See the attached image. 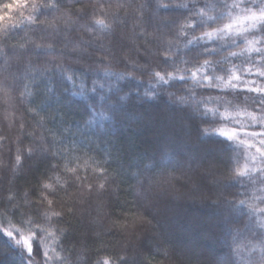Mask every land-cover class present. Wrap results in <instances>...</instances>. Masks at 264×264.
Segmentation results:
<instances>
[{"label":"trees","instance_id":"16d2710c","mask_svg":"<svg viewBox=\"0 0 264 264\" xmlns=\"http://www.w3.org/2000/svg\"><path fill=\"white\" fill-rule=\"evenodd\" d=\"M236 1L0 0V264H264Z\"/></svg>","mask_w":264,"mask_h":264},{"label":"rangeland","instance_id":"374dc122","mask_svg":"<svg viewBox=\"0 0 264 264\" xmlns=\"http://www.w3.org/2000/svg\"><path fill=\"white\" fill-rule=\"evenodd\" d=\"M233 5L234 6L229 12V22L227 23V25H231V27H224L223 34L232 36H244L245 38H247V36L252 33L259 24L264 22V20L248 18L252 13H256L257 15H259L260 12L264 11V0H237ZM247 43L250 44L247 50H257L260 48V42L254 41L253 38H247ZM252 76L256 78L254 79L252 78ZM263 77L264 70L258 68H246L243 74H238L237 72L233 73L227 81H224L222 83L220 89L245 90L264 95V84L258 80L259 78ZM218 134L225 138L237 139L241 141L244 147L247 149H250L252 147L253 151L248 152L247 158L253 165V172H255V170L257 171L261 169L262 166H264V153L260 150V147L256 146V144H264V139H261L264 138V132L250 133L238 132L232 129H222L218 131ZM19 242V244L24 249L27 250L29 248V240L27 237H20ZM210 244L214 246L213 242H210ZM213 264L218 263L213 262Z\"/></svg>","mask_w":264,"mask_h":264},{"label":"snow or ice","instance_id":"6c2138e0","mask_svg":"<svg viewBox=\"0 0 264 264\" xmlns=\"http://www.w3.org/2000/svg\"><path fill=\"white\" fill-rule=\"evenodd\" d=\"M249 19H258V20H264V11L260 12L259 15H257L256 13H252L251 16L248 17ZM225 27H231V25H226ZM254 27V25H253ZM215 32H209L207 33L208 36H212L214 35ZM259 151V149H258ZM264 210V209H261Z\"/></svg>","mask_w":264,"mask_h":264}]
</instances>
